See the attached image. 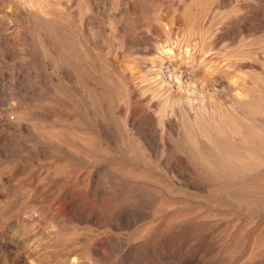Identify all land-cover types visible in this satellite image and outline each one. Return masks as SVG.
Returning <instances> with one entry per match:
<instances>
[{
    "label": "rangeland",
    "instance_id": "1",
    "mask_svg": "<svg viewBox=\"0 0 264 264\" xmlns=\"http://www.w3.org/2000/svg\"><path fill=\"white\" fill-rule=\"evenodd\" d=\"M0 264H264V0H0Z\"/></svg>",
    "mask_w": 264,
    "mask_h": 264
},
{
    "label": "bare ground",
    "instance_id": "2",
    "mask_svg": "<svg viewBox=\"0 0 264 264\" xmlns=\"http://www.w3.org/2000/svg\"><path fill=\"white\" fill-rule=\"evenodd\" d=\"M189 49V48H188ZM203 51V50H202ZM168 54V53H167ZM189 54V53H188ZM194 59V58H193ZM195 61V60H194ZM206 61V60H205ZM194 63V62H193ZM198 63V62H197ZM189 66V65H188ZM210 67H207V70H205V73L201 76L198 77L197 74L195 73V71H197L198 66H194L192 67V69H190V71H188L189 69H187V62H176L175 60H169L168 62L165 63V66L163 67L162 64L159 65V68L156 70V75L159 79V82H162L164 84V87L166 86L168 89L172 90V92L174 91L175 93H177L178 95L182 96L185 100V103L188 104L190 103V99L192 97V95L196 94L199 95L198 98L201 100H207L210 101L212 100L215 96L219 97L217 95H219L221 92H223V90H229L231 89V84L229 85L228 83L222 82L221 88L219 89H215V87L213 88V86L215 85L216 81L215 79H211L212 76L209 73V69ZM212 70V69H210ZM200 71V70H199ZM215 71V70H214ZM212 72V71H211ZM214 74V73H213ZM157 79V78H156ZM219 82H217L218 84ZM233 86V85H232ZM218 88V87H217ZM235 90V89H234ZM236 96V95H235ZM181 97V98H182ZM240 97V96H239ZM193 98V97H192ZM170 99V98H169ZM194 99V98H193ZM215 99V98H214ZM241 100H243L241 98ZM235 104L238 105L241 101L236 97V99H234ZM181 102V101H180ZM201 102V101H200ZM217 103V102H216ZM215 103V104H216ZM230 103V102H229ZM185 105V104H184ZM214 105V104H213ZM235 105V106H236ZM215 107V106H214ZM218 108V107H216ZM232 108V107H231ZM188 111H191L192 109L188 108ZM194 109V108H193ZM208 109V108H207ZM206 107L205 104H202V116H197L196 117V113L194 112L193 114H191L192 112H190V116H192V118L190 119V123L189 124V128L190 131H188L187 137H185L186 139H189L196 150H198V148L200 147V144L203 143L204 141L208 142L209 145L214 144V139L212 138V136L210 135V129L212 131V129H217V133L221 134V129L220 127L218 128V124L217 122L206 115ZM148 110V109H147ZM219 110V109H218ZM237 110V109H236ZM187 111V112H188ZM168 112V111H167ZM209 112V111H208ZM215 112V111H214ZM228 113V112H227ZM231 114V113H230ZM229 114V115H230ZM136 115V114H135ZM215 115V114H214ZM152 116V115H151ZM220 116V115H219ZM232 116V115H231ZM136 118V117H135ZM228 118V116H227ZM145 119H147L145 117ZM144 119V120H145ZM224 119V118H223ZM141 121L143 120H135L132 119V124L137 123L138 125L141 124ZM148 122L153 123L154 120L150 119L147 120ZM158 121L161 125L166 126L165 121L163 120V115H160L158 118ZM142 126V125H141ZM140 126V127H141ZM148 126V125H147ZM171 126V125H170ZM139 127V126H138ZM186 128V127H184ZM152 129V128H151ZM166 129V128H165ZM133 130V128H132ZM153 130V129H152ZM146 131V130H145ZM259 131V130H258ZM160 132V131H159ZM174 133V132H173ZM216 133V132H214ZM181 134V133H180ZM217 134V136L215 137H219ZM243 134V133H242ZM144 135V134H143ZM179 135V134H178ZM150 136V135H149ZM153 136V135H152ZM181 136V135H180ZM243 136V135H242ZM147 138V137H145ZM177 138V137H176ZM179 138V136H178ZM177 138V139H178ZM183 138V136H182ZM220 138V137H219ZM217 139V138H216ZM152 141V140H151ZM244 141V140H243ZM177 142V141H176ZM180 142V141H179ZM153 143V142H152ZM180 144V143H178ZM207 144V143H206ZM151 145V144H150ZM149 145V146H150ZM187 145V144H186ZM208 145V146H209ZM217 145V143H216ZM152 146V145H151ZM150 146V147H151ZM159 146V145H158ZM180 146V145H179ZM218 146V145H217ZM193 147V148H194ZM219 147V146H218ZM222 147H224V145H222ZM180 148V147H179ZM185 148V147H184ZM210 148V147H209ZM210 148V149H211ZM216 149V148H215ZM146 150V149H145ZM208 150V149H207ZM184 151V150H183ZM186 151V150H185ZM167 152V151H166ZM194 152V151H193ZM212 152V150H211ZM218 152V150H217ZM184 154V153H183ZM215 154V153H214ZM218 155V153H216ZM188 156V155H187ZM214 156V155H213ZM212 156V157H213ZM219 156V155H218ZM253 156V155H252ZM217 157V156H216ZM219 158V157H218ZM201 160V159H200ZM209 160V159H208ZM211 160V159H210ZM209 160V161H210ZM211 162V161H210ZM214 163V162H213ZM248 163V162H247ZM176 164V163H175ZM211 164V163H210ZM225 166V165H224ZM223 166V168H224ZM242 167V165H241ZM245 167V166H244ZM178 169V167H177ZM184 170V169H183ZM225 170V169H224ZM228 170V169H227ZM184 172V171H183ZM241 172V171H240ZM225 171L221 172V174H224ZM238 173V172H237ZM240 174V173H239ZM241 175V174H240ZM243 175V174H242ZM176 176V175H175ZM222 179V178H221ZM236 179V178H235ZM229 180V179H228ZM237 180V179H236ZM109 181V180H108ZM231 181V180H230ZM229 182V181H228ZM230 184V183H228ZM120 186V185H119ZM117 190V189H116ZM97 191V190H96ZM109 193V192H108ZM102 195V194H101ZM89 218V217H88ZM91 218V217H90ZM93 219V218H92ZM105 219V218H104ZM108 222V221H107ZM139 251V250H138ZM181 255V254H180ZM136 260V259H135Z\"/></svg>",
    "mask_w": 264,
    "mask_h": 264
}]
</instances>
